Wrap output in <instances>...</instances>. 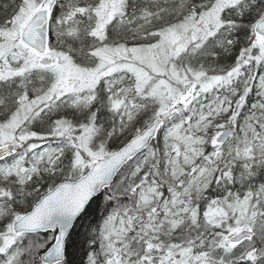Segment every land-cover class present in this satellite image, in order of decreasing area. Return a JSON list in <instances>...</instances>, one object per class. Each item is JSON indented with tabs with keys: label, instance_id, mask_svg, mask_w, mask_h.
<instances>
[{
	"label": "snow or ice",
	"instance_id": "snow-or-ice-1",
	"mask_svg": "<svg viewBox=\"0 0 264 264\" xmlns=\"http://www.w3.org/2000/svg\"><path fill=\"white\" fill-rule=\"evenodd\" d=\"M0 264H264V0H0Z\"/></svg>",
	"mask_w": 264,
	"mask_h": 264
}]
</instances>
